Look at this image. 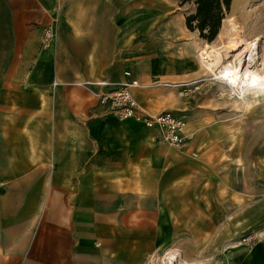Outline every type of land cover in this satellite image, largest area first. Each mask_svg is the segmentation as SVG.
<instances>
[{"label":"crops","instance_id":"0c3cea01","mask_svg":"<svg viewBox=\"0 0 264 264\" xmlns=\"http://www.w3.org/2000/svg\"><path fill=\"white\" fill-rule=\"evenodd\" d=\"M130 3L0 0V264H147L173 249L187 264H264V151L224 178L208 130L186 121L177 149L97 106L135 79L140 109L169 111L152 81L198 71L162 37L170 21ZM244 234L257 238L234 244Z\"/></svg>","mask_w":264,"mask_h":264},{"label":"rangeland","instance_id":"374dc122","mask_svg":"<svg viewBox=\"0 0 264 264\" xmlns=\"http://www.w3.org/2000/svg\"><path fill=\"white\" fill-rule=\"evenodd\" d=\"M132 1L135 0H126L124 5L130 6ZM141 2L144 20L158 16L164 17L165 22L170 21L169 27L174 32L168 36L165 32L161 33L162 37H167L170 45L176 50L193 51L198 70L185 80L171 82L157 79L152 81V85L168 89L171 98L168 100L174 103L169 111H177L183 115L185 121L193 122L197 134L198 130H208V137L212 141L208 150V163H210L208 165L211 168L219 171L222 168V173L219 174L224 178H229L232 171L234 175L238 172L240 177L246 178V168L253 162L257 166L256 159L262 156L264 151V94L249 97L251 100L247 99V104L241 102L235 92L218 84L219 80L212 79L214 75L198 63L197 54L200 48L205 47L206 60L208 62L212 58L219 60L222 67L232 59L226 58L225 54L233 48L232 45H235L233 37L241 34L249 41L259 38L256 48L259 55L264 57V0H232L230 10L220 26V29L223 26L224 35L221 37L217 35L211 42L202 39L197 31H190L185 25V16L195 10L193 2L183 4L179 0H141ZM206 43L209 46H205ZM238 50L234 53L239 52ZM192 138L188 136V140ZM201 140L198 138V141ZM255 173L257 176V168ZM241 237L233 241L234 244H237ZM252 242L253 240L249 243ZM174 251L179 253L178 259H181V264H187L183 251L180 249ZM196 261L193 259L192 262Z\"/></svg>","mask_w":264,"mask_h":264},{"label":"bare ground","instance_id":"6f19581e","mask_svg":"<svg viewBox=\"0 0 264 264\" xmlns=\"http://www.w3.org/2000/svg\"><path fill=\"white\" fill-rule=\"evenodd\" d=\"M224 32L222 26L218 33V37L223 36ZM233 39H235V41L233 40L235 45H232L233 48L231 47L232 49L226 51L225 54L226 58L232 59L226 64H223L224 66L221 67L220 65H222V63L220 64L219 60H213V58L208 62V60H206L207 51L204 49L205 47L200 48L198 62L204 69L209 71L211 75H214L212 78L213 80H219L218 84L231 89V91L235 92L238 96L237 99L247 104V102L251 100L249 97L264 94V57L259 55L256 48V43L259 41V38L249 41L244 35L240 34L237 37L234 36ZM205 46H209V44L206 43ZM250 47L251 49H249ZM239 48H241L240 51L238 50ZM237 50L239 52L234 53V51ZM178 257V253L174 250H168L159 256L157 263L152 264H181V259H178ZM153 261L154 259L151 260V262Z\"/></svg>","mask_w":264,"mask_h":264},{"label":"built area","instance_id":"2783aa9c","mask_svg":"<svg viewBox=\"0 0 264 264\" xmlns=\"http://www.w3.org/2000/svg\"><path fill=\"white\" fill-rule=\"evenodd\" d=\"M53 36L54 34L51 28H44L41 46L48 47ZM138 86L139 83L135 79L123 82L113 92L100 94L97 106L100 107L101 110L109 112L120 119L133 117L147 127H157L162 142L177 149H183L188 140V135L185 131V118L176 115L172 111L164 110L156 114H149L140 109L133 94V89ZM254 239L255 237L253 234H247L242 236L241 239L237 241L236 245L249 243ZM158 258L159 256L152 255L147 264L157 263ZM152 259H154L153 262H151Z\"/></svg>","mask_w":264,"mask_h":264},{"label":"trees","instance_id":"16d2710c","mask_svg":"<svg viewBox=\"0 0 264 264\" xmlns=\"http://www.w3.org/2000/svg\"><path fill=\"white\" fill-rule=\"evenodd\" d=\"M179 2L181 4L193 2L195 10L185 16V25L190 31H197L202 39L211 42L217 37L232 0H179Z\"/></svg>","mask_w":264,"mask_h":264}]
</instances>
